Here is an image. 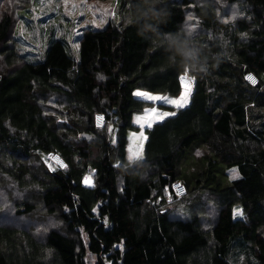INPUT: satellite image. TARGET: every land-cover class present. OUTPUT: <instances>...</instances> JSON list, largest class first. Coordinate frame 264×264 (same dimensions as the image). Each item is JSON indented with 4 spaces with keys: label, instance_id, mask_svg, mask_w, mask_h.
Listing matches in <instances>:
<instances>
[{
    "label": "trees",
    "instance_id": "1",
    "mask_svg": "<svg viewBox=\"0 0 264 264\" xmlns=\"http://www.w3.org/2000/svg\"><path fill=\"white\" fill-rule=\"evenodd\" d=\"M116 1L120 12L137 3ZM31 4L0 0V264H231L236 249L246 264H264V0H160L155 29L194 26L209 71L187 72L183 107L157 106L175 114L145 130L132 163L133 117L155 107L134 92L179 98L185 68L133 19L84 28L78 61L53 41L43 62L28 63L14 31ZM196 141L211 169L237 167L241 179L210 189L205 175L195 185L183 178ZM175 182L184 197L173 195Z\"/></svg>",
    "mask_w": 264,
    "mask_h": 264
},
{
    "label": "rangeland",
    "instance_id": "2",
    "mask_svg": "<svg viewBox=\"0 0 264 264\" xmlns=\"http://www.w3.org/2000/svg\"><path fill=\"white\" fill-rule=\"evenodd\" d=\"M18 15L19 21L14 31L16 52L31 64H38L45 60L53 41L61 42L67 56L78 61L79 38L84 28L100 31L104 30L109 22L116 25L122 24L123 27H128L132 23L129 10L120 12L119 3L116 0H32L31 6L20 11ZM150 100L154 104L157 103V106L170 104L169 99L165 97L150 98ZM171 105L174 106L172 103ZM157 113H165V111L157 108L156 112L149 115L148 124L152 125L160 121ZM147 114L148 110L142 115L133 117L132 123L136 126L140 125V128L139 131H130L127 134L128 157L135 155L141 145L140 140L144 130L141 125ZM209 152L202 141H196L187 149L180 166L182 177L191 179L195 185L200 177L205 175V180L209 181L207 187L210 189L216 187L225 189L241 179L237 167L229 168L219 165L216 169H211L209 163L213 156ZM233 169L238 172L235 177ZM236 217L240 215L236 214ZM234 253L230 256L231 264H246V257L241 250L236 249Z\"/></svg>",
    "mask_w": 264,
    "mask_h": 264
},
{
    "label": "clouds",
    "instance_id": "3",
    "mask_svg": "<svg viewBox=\"0 0 264 264\" xmlns=\"http://www.w3.org/2000/svg\"><path fill=\"white\" fill-rule=\"evenodd\" d=\"M160 0H137L131 5L130 13L138 28L145 32H152L154 36L164 41L165 47L171 52V58L192 74H207L208 60L211 53L207 46L201 44L191 32L180 29L175 33L160 34L153 26V21L159 20L161 12L156 5Z\"/></svg>",
    "mask_w": 264,
    "mask_h": 264
},
{
    "label": "snow or ice",
    "instance_id": "4",
    "mask_svg": "<svg viewBox=\"0 0 264 264\" xmlns=\"http://www.w3.org/2000/svg\"><path fill=\"white\" fill-rule=\"evenodd\" d=\"M236 15H237V13L234 11L232 16L229 17V19H235ZM241 15H242V13H241ZM188 19L191 20L192 17L189 16ZM225 22H227V21H225ZM193 28H194V26H189L187 28V31L191 32L193 30ZM187 72H188V70L185 69V73L180 76L181 84L184 87V91L181 93V96L179 98L172 99L170 101V103L175 105L177 108L183 107L188 102L189 95H190V92H191V84H192L194 78L193 77H189L187 75ZM103 78H104L103 76L99 77V79H103ZM249 78H251V77H249ZM134 95H137V96H148L151 99H158L157 96H154V95H152V94H150V93H148L146 91L139 90V89L134 93ZM153 112H156V110L153 109ZM174 114L175 113L165 112V113H157V116H158V118L160 120H163L166 116H171V115H174ZM150 126H151V123H149V127ZM140 155H141L140 152L137 151L136 155L135 156L130 155L129 159L134 161L135 159H139ZM232 172H233V176L234 177L238 175V172L235 169H233ZM84 182L87 183V184H91L92 183L90 177H85V181ZM236 214L237 215H241V216L243 215L242 211H237Z\"/></svg>",
    "mask_w": 264,
    "mask_h": 264
},
{
    "label": "built area",
    "instance_id": "5",
    "mask_svg": "<svg viewBox=\"0 0 264 264\" xmlns=\"http://www.w3.org/2000/svg\"><path fill=\"white\" fill-rule=\"evenodd\" d=\"M251 77V78H249ZM245 81L250 84L251 86H255L257 83V78L251 74H246L245 75ZM105 120L103 115H96L95 117V127L97 128H102L104 126ZM48 158L50 159V161L53 163V165L59 169H63L65 167V162L62 160V158H60L57 155H49ZM171 190L173 192V195L176 198H182L185 196L186 194V190L185 187L180 183V182H175L172 184L171 186ZM170 201L168 200L167 203H169Z\"/></svg>",
    "mask_w": 264,
    "mask_h": 264
},
{
    "label": "crops",
    "instance_id": "6",
    "mask_svg": "<svg viewBox=\"0 0 264 264\" xmlns=\"http://www.w3.org/2000/svg\"><path fill=\"white\" fill-rule=\"evenodd\" d=\"M135 93V92H134ZM154 96H157V95H154ZM134 97L136 98V99H138V100H142V101H149V102H152L151 100H150V98L148 97V96H137V95H134ZM157 97H161V96H157ZM167 99H169V101H171L172 99L171 98H167ZM154 103V102H153ZM155 105V107L153 108V109H155L156 111H157V103L156 104H154ZM164 106H169V107H174V106H172L171 105V103L169 104V105H164ZM153 109H151V110H148V114H147V116H146V118H144V120H143V126L141 125V127L142 128H144V130H143V134H142V136H141V145L139 146V149H138V151L140 152V154H141V149H142V146H143V143H144V141H145V130L147 129V128H149V127H147V125H149L148 124V118H149V115L150 114H152L153 113ZM150 111V112H149ZM146 112V111H145ZM144 112V113H145ZM143 113V114H144ZM136 116V115H135ZM166 117H168V116H166ZM165 119V118H164ZM160 121H162V120H160ZM160 121H156L155 123H158V122H160ZM139 123H140V121H139ZM136 126V125H135ZM140 126V125H139ZM139 126H137L138 128H140ZM136 155V154H135ZM135 155H133V156H135ZM141 156V155H140ZM141 158V157H140ZM139 158V159H140ZM125 159H126V161L127 162H129V163H132V162H134V161H136V160H139V159H135L134 161H132V160H130L129 159V157L127 156V154L125 155Z\"/></svg>",
    "mask_w": 264,
    "mask_h": 264
},
{
    "label": "water",
    "instance_id": "7",
    "mask_svg": "<svg viewBox=\"0 0 264 264\" xmlns=\"http://www.w3.org/2000/svg\"><path fill=\"white\" fill-rule=\"evenodd\" d=\"M165 212H166V210H165Z\"/></svg>",
    "mask_w": 264,
    "mask_h": 264
}]
</instances>
